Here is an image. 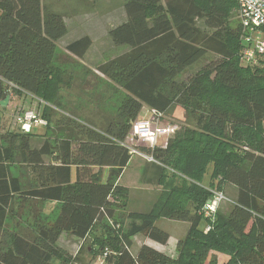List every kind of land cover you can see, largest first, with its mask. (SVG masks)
<instances>
[{"label":"trees","instance_id":"trees-1","mask_svg":"<svg viewBox=\"0 0 264 264\" xmlns=\"http://www.w3.org/2000/svg\"><path fill=\"white\" fill-rule=\"evenodd\" d=\"M123 1L126 19L109 36L128 51L97 70L127 96L105 130L55 100L42 112L51 136L35 148L33 133L4 128L0 105V264H92L58 243L64 233L86 240L99 225L106 233L98 250L108 248L101 264H206L216 251L228 256L222 264H264V57L241 64L242 28L232 19L238 1ZM67 33L65 17L46 10L43 0H0V104L8 95L55 98L56 43ZM92 45L83 37L66 50L83 59ZM209 54L217 59L177 81ZM176 105L196 126L165 147H139L156 160L147 162L155 176L144 174L145 182L162 190L149 212L130 211L129 188L119 184L132 158L124 143L145 109L166 114ZM13 168L31 170L34 180L25 183ZM225 184L237 189L236 200L228 212L205 218L212 190ZM160 219L190 225L177 255L147 244L134 255L139 235L168 244L170 234L156 226Z\"/></svg>","mask_w":264,"mask_h":264},{"label":"rangeland","instance_id":"rangeland-1","mask_svg":"<svg viewBox=\"0 0 264 264\" xmlns=\"http://www.w3.org/2000/svg\"><path fill=\"white\" fill-rule=\"evenodd\" d=\"M43 5L48 11L62 14L65 17L68 33L59 40L57 44L56 58L54 62L55 82L57 83L56 95L50 101H42L39 98L31 96H13L3 114V126L6 130H20L21 121L15 124L16 112L19 117L29 111L39 113L42 124L33 127L31 140L32 146L40 148L46 140L51 136L52 127L47 128V121L42 117L45 106H51L56 102L60 104L65 112L73 115L83 122L105 130L108 125L118 117V113L122 102L125 100L127 93L118 85L107 79L97 69L103 63L110 59L128 51L126 46H115L112 42L109 32L114 26L119 25L125 18L124 1L123 0H43ZM238 9L234 12L232 19L238 20ZM239 21V20H238ZM83 37H89L93 45L83 59H80L66 48L67 46ZM217 56L209 54L186 71H184L177 81L182 83L188 81L191 77L201 71L207 64L215 61ZM241 64L246 66L245 63ZM56 100V101H55ZM55 101V103H53ZM45 102V103H44ZM146 109L143 115L146 114ZM17 113V114H18ZM149 116L150 114H146ZM59 115H55L52 121H56ZM149 119V118H147ZM156 125L150 124L152 131L163 129L170 126L168 133L161 135L163 144L166 138L172 139L178 132L186 128H194L195 120L190 116L184 107L173 106L166 114L160 117ZM160 142V140H159ZM168 142V141H167ZM162 143V142H161ZM49 161V159H46ZM147 161L145 158L134 154L131 161L120 178V185L129 188V196L127 199L128 209L140 213L149 212L155 204L162 188L153 184H147L145 180L149 177L154 178V172L147 169ZM14 176L22 178L25 183L34 180L31 170L26 168H13ZM146 174V177L144 176ZM210 169L204 179V184H210ZM226 195V194H225ZM227 196V195H226ZM230 196H227V198ZM121 205L123 200H118ZM225 207L230 208V202H226ZM223 205V204H222ZM221 205V206H222ZM122 206V205H121ZM55 205H49V208ZM123 207H119V214L124 211ZM221 208V207H220ZM56 212V210H55ZM26 216H23L22 230H26ZM10 221V229H15L16 222ZM204 221L201 227H204ZM156 226L159 229L167 230L172 233L168 249L174 251L177 255L178 237H184L182 225L178 221H170L160 219ZM106 231L104 226L99 225L92 235L86 240H81L69 233H64L59 240L58 245L67 253L78 257L84 263L101 264L103 257L108 251L107 246L103 250L100 249V243ZM145 241L143 236L135 239V245H140ZM136 253V246L132 248ZM174 255V256H176ZM228 260V256L213 252L206 264H222Z\"/></svg>","mask_w":264,"mask_h":264},{"label":"built area","instance_id":"built-area-1","mask_svg":"<svg viewBox=\"0 0 264 264\" xmlns=\"http://www.w3.org/2000/svg\"><path fill=\"white\" fill-rule=\"evenodd\" d=\"M238 1V20L242 28L241 42L243 44L241 49L240 59L246 65H256L260 58L264 57V0H237ZM149 112V113H147ZM150 114L144 119L139 120L133 127L130 135L125 141L124 145L129 149L133 156L137 154L146 159L147 162H156L150 156L141 152L139 147L154 148L156 146L165 147L161 135L170 131V126L163 129L150 130L149 125H156L155 122L160 120L164 114L156 111H147ZM16 112L15 124L21 121V132L31 133L33 127L42 124L39 113L29 111L24 114V117H19ZM149 118V119H147ZM160 140V142H159ZM162 142V143H161ZM212 198L206 203L202 209V214L207 219H215L222 204L231 202L227 196L219 190H212ZM210 227L207 225L205 231H209Z\"/></svg>","mask_w":264,"mask_h":264},{"label":"crops","instance_id":"crops-1","mask_svg":"<svg viewBox=\"0 0 264 264\" xmlns=\"http://www.w3.org/2000/svg\"><path fill=\"white\" fill-rule=\"evenodd\" d=\"M124 12H125V11H124ZM125 19H126V16H125L123 22L125 21ZM123 22H121V23H123ZM121 23H120V24H121ZM119 184H120V183H119ZM222 192H224L227 196H230V197H228V198L231 200V202L234 201V200H236L237 195H238V191H237V189H236L233 185H230V184H225V185H223V187H222ZM225 205H227V204H223V205L221 206V209H220L221 212H228V211H229V208L225 207ZM178 223H180V225H182V226H180V227H182V230H183V232H184V233H183V234H184L183 236L185 237L186 234H187V232H188V229H189V226H190V225H189V223H186V222H178ZM165 231H167V230H165ZM167 232L170 234V240H171V238H172V233H171L170 231H167ZM139 236H140V235H139ZM136 237H138V236H136ZM136 237H135L134 240H133V247L136 246V253H133L134 255H137V253H138L140 247H141L142 245H144V244H147V245H149V246H151V247H153V248H155V249H157V250H159V251H161V252H164V253H166V254L172 256V257H174V255H176L174 251H171V252H170L169 250H167V249H168V246H169V243H170V240H169V242H168L167 245L163 246V245H160V244H158V243H155V242H153V241H151V240H149V239L143 237V238H145V241H143L142 243H140V245H135V244H136V243H135V239H136ZM184 237H178V239L175 240L176 243H178V242H179L181 239H183ZM133 247H132V248H133ZM132 252H133V251H132Z\"/></svg>","mask_w":264,"mask_h":264},{"label":"water","instance_id":"water-1","mask_svg":"<svg viewBox=\"0 0 264 264\" xmlns=\"http://www.w3.org/2000/svg\"><path fill=\"white\" fill-rule=\"evenodd\" d=\"M9 101H10V95L7 96L6 100L1 102V104H0L1 107L6 108L8 103H9Z\"/></svg>","mask_w":264,"mask_h":264}]
</instances>
